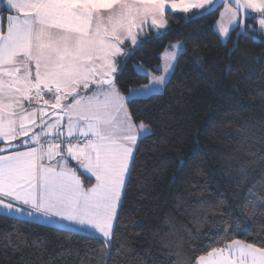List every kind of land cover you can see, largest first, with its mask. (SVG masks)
Segmentation results:
<instances>
[{"label":"trees","instance_id":"1","mask_svg":"<svg viewBox=\"0 0 264 264\" xmlns=\"http://www.w3.org/2000/svg\"><path fill=\"white\" fill-rule=\"evenodd\" d=\"M222 7L166 14L162 34L147 28L139 47L125 43L132 54L116 76L123 94L150 81L135 64L159 73L171 43L185 51L162 93L128 103L151 134L137 145L113 242L0 215V264H194L232 239L260 246L264 208L241 210L264 197V36L247 18L223 41Z\"/></svg>","mask_w":264,"mask_h":264},{"label":"snow or ice","instance_id":"2","mask_svg":"<svg viewBox=\"0 0 264 264\" xmlns=\"http://www.w3.org/2000/svg\"><path fill=\"white\" fill-rule=\"evenodd\" d=\"M0 2L15 12L6 17V26L0 24V215L43 217L107 246L113 242L133 149L138 138L151 134L143 121L134 122L126 105L157 94L184 50L182 44L172 45L163 67L157 66L163 74L144 69L150 83L122 96L115 74L123 61L117 58L132 54L124 42L135 46L144 27L166 29V14L193 8L204 10L200 17L212 14L216 0ZM223 6L218 34L227 37L230 27L243 28L245 17L256 20L264 33V0H224ZM33 100L50 105L57 119L43 120L46 109H32ZM70 160L91 173L92 186L84 187ZM257 205L264 208V197L246 201L241 214L255 215ZM194 264H264V239L260 246L232 239Z\"/></svg>","mask_w":264,"mask_h":264},{"label":"rangeland","instance_id":"3","mask_svg":"<svg viewBox=\"0 0 264 264\" xmlns=\"http://www.w3.org/2000/svg\"><path fill=\"white\" fill-rule=\"evenodd\" d=\"M4 4L2 3V2H0V9H1V6H3ZM224 5V4H223ZM192 10H196L195 8H193V9H191V11ZM198 10H202V9H198ZM177 12H179V11H177ZM225 12V7L223 6L222 7V9H221V11H220V16H219V19L217 20V22H216V28H217V30H218V21H220L221 20V14L222 13H224ZM253 15H255V16H259V14H256V13H254ZM255 22H256V25H254V24H250V27L249 28H251V29H255L256 31H258L259 33H261L263 36H264V33H262V32H260V30H259V24H258V22L256 21V20H254ZM227 22V20H226V16H225V23ZM5 15H4V12H2V13H0V24H4L5 25ZM147 28H149V29H152L151 27H144L143 28V30H145V29H147ZM243 28H244V26H243ZM243 28H240V29H243ZM143 30H138L137 31V44L135 45V46H133V47H135V48H137V47H139L140 46V44H141V38H140V34H142L143 33ZM166 29H161V30H159V32H156L155 31V33L157 34V35H160V34H162L164 31H165ZM233 31V29L230 27L229 28V35L227 36V37H224L222 34H220V36H221V39L223 40V41H227L228 39H229V36H230V34H231V32ZM127 42H129L127 39L125 40V42H124V44L125 43H127ZM177 43H179V44H182L183 45V51H181V52H179L178 54H177V59H176V61L174 62V65H173V69L172 70H170V75L168 76V81L170 80V78H171V76L173 75V73H174V70H175V68H176V64H177V60H178V57L180 56V54L182 53V52H184L185 51V45H184V43L182 42V41H177V42H174V43H171L166 49H165V51L163 52V54H162V62H161V64L159 65L160 66V68H162L163 67V65L165 64V60H164V57H165V54L166 53H168V52H171L173 49H172V45H175V44H177ZM125 51H128L127 50V48L125 47ZM129 58V56L128 57H118L117 58V60L118 61H123V62H125L127 59ZM135 67H136V69H137V71H139L140 73H142V74H145L146 75V73L144 72V69H147V72H150V73H152V74H154V75H157V76H159V75H162L163 73H162V71L160 70V68H156L158 71H159V73L158 72H156V71H153V70H151V69H148V68H146L145 66H143L142 64H135ZM120 71H121V67H120V69L118 70V72L115 74L116 76L120 73ZM117 83V82H116ZM149 83H150V81H149ZM148 84V83H147ZM145 85V84H144ZM141 86V85H140ZM140 86H137V87H140ZM166 86V85H165ZM165 86H163L160 90H159V92L158 93H162L163 91H164V89H165ZM137 87H133V88H137ZM117 88H118V85H117ZM118 90H119V88H118ZM91 91V89H89V92ZM119 92H120V90H119ZM120 94L122 95V96H127V94H123L122 92H120ZM144 98H147V97H144ZM44 99H49V100H51V97L50 96H45L44 97ZM42 102V101H41ZM34 103L33 101H32V105L33 106H35V105H41V106H43V107H46L47 108V110L46 111H49V113L48 114H50L51 112H52V115H51V117H50V119H54L53 117H55L56 115H54L53 114V110L51 109V107H50V105H43V103ZM37 105V106H38ZM127 106V108H128V104L126 105ZM24 107L27 109L28 107H29V105H28V103L27 102H25L24 103ZM32 107V106H31ZM129 110V109H128ZM57 113H59L60 112V109H56L55 110ZM47 117V116H46ZM49 117V116H48ZM51 120V122H53ZM137 124H139V123H137ZM150 127V126H149ZM151 129V128H150ZM29 135H31V133L29 134ZM139 138H138V140H137V144H136V146H135V148L133 149V158H134V155H135V152H136V149H137V145H138V143H139ZM73 161H75V160H73ZM70 162V161H69ZM132 162H133V159L130 161V163H129V172H130V169H131V165H132ZM70 164V163H69ZM72 168H75L76 169V173H77V175L78 176H80V179H81V182L83 183V185H84V187L85 188H88V187H90V186H92L94 183H95V178L94 177H92L91 176V173H88L85 169H83V168H81V167H78L77 166V162H76V165H74ZM128 176H129V174H127L126 175V177H125V186H124V188L122 189V192H121V202H122V198H123V195H124V191H125V187H126V183H127V179H128ZM87 178H88V180H89V182H88V180H87ZM121 205V204H120ZM120 205L117 207V216H118V212H119V209H120ZM117 220V219H116ZM116 220L113 222V230H114V227H115V224H116ZM37 221V220H36ZM39 222H42V223H45V224H49V225H53V226H58V227H61L60 225H57V224H54V223H51V222H49L48 220H46L45 218H43V217H41L40 219H39ZM62 228V227H61ZM72 230H76L77 231V229H75V228H72ZM84 233V232H83Z\"/></svg>","mask_w":264,"mask_h":264},{"label":"crops","instance_id":"4","mask_svg":"<svg viewBox=\"0 0 264 264\" xmlns=\"http://www.w3.org/2000/svg\"><path fill=\"white\" fill-rule=\"evenodd\" d=\"M3 6H5V5H3ZM6 7V6H5ZM15 15V12L14 11H12V12H4V15H5V22H6V17L8 16V15ZM5 26H6V23H5ZM41 103H43V102H41ZM38 105V104H37ZM35 105V106H33V105H31L32 106V109H39V108H41V107H43V106H41V105ZM46 110H47V108L46 107H44ZM49 113V111H45V114L43 115V120H45V121H47L49 124H51L52 122H51V120L52 119H50V117H51V115H52V112L50 113V114H48ZM47 116V117H46ZM49 116V117H48ZM54 119L52 120L53 122L57 119V116H55V117H53ZM40 121H41V116H40V114H39V112H37V115H36V123L37 124H40ZM35 131L36 132H39L40 131V127H36L35 128ZM22 139H26V137L25 138H22ZM19 141H16V142H14V143H18ZM56 159L57 160H59L60 159V157H56ZM71 161H73V160H70V164L68 165L69 167H73L74 165H76V161H73L72 163H71ZM55 160H53L52 161V163L53 164H55ZM74 163V164H73ZM17 217H20V218H24V219H28V220H34V219H30L27 215H24V216H17ZM34 221H36V220H34ZM38 222H39V219L37 220Z\"/></svg>","mask_w":264,"mask_h":264},{"label":"water","instance_id":"5","mask_svg":"<svg viewBox=\"0 0 264 264\" xmlns=\"http://www.w3.org/2000/svg\"><path fill=\"white\" fill-rule=\"evenodd\" d=\"M223 4H224V0H216V8L214 10H216L220 6H223ZM246 19H247V17L244 18V26H245V20ZM241 30H243V29H241Z\"/></svg>","mask_w":264,"mask_h":264},{"label":"built area","instance_id":"6","mask_svg":"<svg viewBox=\"0 0 264 264\" xmlns=\"http://www.w3.org/2000/svg\"><path fill=\"white\" fill-rule=\"evenodd\" d=\"M34 102H36L35 100H33ZM62 147H63V145H62Z\"/></svg>","mask_w":264,"mask_h":264}]
</instances>
